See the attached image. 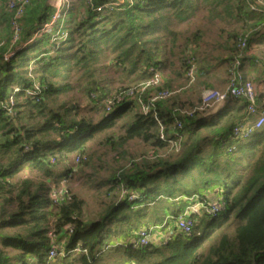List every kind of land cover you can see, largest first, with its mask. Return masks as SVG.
I'll return each mask as SVG.
<instances>
[{
  "label": "trees",
  "instance_id": "1",
  "mask_svg": "<svg viewBox=\"0 0 264 264\" xmlns=\"http://www.w3.org/2000/svg\"><path fill=\"white\" fill-rule=\"evenodd\" d=\"M78 1L67 12L78 10L79 14L64 30L68 31L65 41L55 35L66 7L53 33L43 34L8 60L6 55L0 56V101L8 99L14 86L26 89L37 82L42 90L37 103L18 95L15 118L0 108V156H6V163L0 162V199L4 202L0 207V264H54L60 256L49 257L51 232L64 236L62 246L58 245L65 253L62 258L73 257L70 253L76 248L86 251L64 264H96L107 239H121V246L137 264H264V127L239 140L244 143L229 151L235 125L247 117L245 99L231 98L217 115L209 111L177 114V109H185L180 94L157 103L148 115L132 102L124 101L111 113L104 105L106 96L113 93L107 94L104 74L108 67L147 80L151 69H162L167 46H178L181 26L204 10L212 21L245 23L244 30L250 33L240 55V68L252 64L260 72L256 94L259 107L264 108V15L250 11L248 0ZM56 11L48 3L34 32H26L24 26L23 40L42 30ZM190 36L185 45L192 41L199 47L201 32ZM239 37L234 36L235 47L224 64H232ZM75 88L85 91L97 107H103L98 122L80 116L76 104L61 100ZM198 106L186 109L192 111ZM134 108L138 112L125 133L118 139L107 137L106 144L122 147L141 139L151 143L154 158L132 159L129 166L104 180L110 198L94 221L84 220V201L74 195L70 201L63 199L55 205L50 195L52 186L72 173L68 166L58 174L56 165H65L73 155L82 158L78 167L86 164L89 142L114 129ZM175 121L182 122L181 129L173 128ZM160 124L168 141H178L177 148L161 140ZM25 168L42 173L45 180L36 182L26 177L15 192L11 180ZM214 186L220 187L218 199H222L224 209L216 217L199 218L192 235L176 233L164 248L153 243L135 245L139 230L147 227L143 219L152 215L148 209L182 196L208 198L201 191ZM133 193L138 196L130 200ZM184 210L173 211L170 216L176 218ZM209 218L218 220V227L206 232L212 222H206Z\"/></svg>",
  "mask_w": 264,
  "mask_h": 264
},
{
  "label": "rangeland",
  "instance_id": "2",
  "mask_svg": "<svg viewBox=\"0 0 264 264\" xmlns=\"http://www.w3.org/2000/svg\"><path fill=\"white\" fill-rule=\"evenodd\" d=\"M5 1V0H3ZM78 0H70L66 3L65 15L63 16L60 23V31L69 29L71 26V20L74 19L79 14L78 10L71 14L67 13L69 7L72 5H77ZM54 6L55 8L60 4L59 0H34L31 7L29 8L28 16L23 22L25 25V31L29 33L34 32L35 26L40 25L39 18L42 16L43 11L47 4ZM62 8V10L64 9ZM57 9V8H56ZM57 11L54 13L56 15ZM10 16L3 13L0 16V56L9 55L14 51V47L11 46L10 38ZM245 23L239 22L238 20H229L227 22H220L218 20L212 21L210 19L209 13L207 14L204 10L200 11L196 18L190 23L181 26L180 30L182 35L177 47L172 49L169 44L166 51L162 54L163 67L160 70L163 75L164 84L171 86L169 89H181L182 92L180 96L182 97L183 106L185 108H193L199 105L202 97V92L205 89H215L217 91H225L228 87L230 81V70L231 66L229 62L226 64L223 61L229 58L231 53L230 49L235 47V35H248L249 30H244ZM58 25V24H57ZM56 25V26H57ZM32 30V31H31ZM200 31L202 35V42L197 47L196 44L191 43L192 46L196 47V63L199 67L200 77L194 85H189L184 72V59L185 53H187L189 47L186 44V40L190 39L191 33ZM68 32V31H66ZM25 33V38H26ZM173 53V54H172ZM30 54V51L28 52ZM235 55H233L234 57ZM33 57H30L32 59ZM109 61H105L108 64ZM33 67V64H30ZM208 69L207 72L205 69ZM244 74L252 73L254 77V85L258 86V76L260 77V72L258 69L252 66V64H244L242 69ZM104 77L108 81L107 94L111 92L119 91L124 88H130L143 82L140 77L129 75L128 72L118 71L113 67H108ZM67 99L71 104H76L80 107V116H86L93 122H98L101 116L104 114L103 107H97L91 102L90 97L86 95L85 91L75 88L68 95L62 97L61 100ZM138 112L136 108L128 112V114L122 118L116 127L104 134L97 135L88 144V156L89 160L86 164L80 165L77 168V172L69 178L68 189L77 198L84 201V220L86 222L94 221L102 207L108 202L110 197L107 196V191L109 186L104 185V180L108 179L115 171L120 168H125L130 165L131 161L140 159L142 157L154 158L153 152L154 148L150 142H144L141 139L130 141L124 146L120 147L116 144V147L106 144L107 137H112L118 139L122 134L125 133L127 124L132 120L134 113ZM208 112V111H207ZM254 120V119H253ZM243 141H231L229 146L232 144L240 145ZM117 149V150H114ZM212 150V148H210ZM162 154L165 153L164 150H158L157 152ZM76 155L70 156L69 163L73 161ZM133 159V160H132ZM0 162L6 163V156H0ZM67 167V168H65ZM56 172L62 173L68 170V166L64 164L56 165ZM34 179L36 182H42L45 180L44 175L33 169H22L19 173L13 176L11 183L15 188L21 183L24 178ZM47 180V179H46ZM56 187L55 185H53ZM220 187L214 186L212 188H206L201 191L202 195H206L208 192L211 196L208 198L212 200H217L220 198ZM116 193V192H115ZM114 194H111L113 196ZM197 195V194H194ZM191 196H184V198L179 197L177 200L162 202L156 207L148 209V213L152 215L147 216L143 219L142 224L146 226L153 227L158 225V230L153 233L154 237L151 243H153L158 248H164L167 245L169 239L176 233H179L174 224L167 223L166 228L163 227V223L170 218V214L173 211L179 210L181 208L187 209L190 204L187 200ZM3 201L0 199V207L3 206ZM164 205V206H163ZM167 209H163V208ZM157 212V214L155 213ZM212 220L209 218L206 220L210 223ZM218 220H213L209 226L205 229L206 232L213 231L218 227ZM115 241V240H114ZM112 241L107 239L104 245L100 247L102 253L97 257L96 264H137L136 261L131 260V256L128 254L127 249L123 248L121 239L118 241ZM105 245H108L106 248ZM62 258L54 261V264H64L65 262L73 261L76 257ZM155 257L152 258V261ZM131 261V262H130Z\"/></svg>",
  "mask_w": 264,
  "mask_h": 264
},
{
  "label": "built area",
  "instance_id": "3",
  "mask_svg": "<svg viewBox=\"0 0 264 264\" xmlns=\"http://www.w3.org/2000/svg\"><path fill=\"white\" fill-rule=\"evenodd\" d=\"M34 0H0V16L5 13L10 16V37L11 46L14 47V51L6 55V59L12 58L16 53L22 51L27 45L34 43L38 38H41L45 33H53L54 26L56 25L62 8L70 0H59L60 4L56 7L57 13L53 17V20L46 23L42 30L37 32L30 40H23L24 36V24L23 20L27 13L28 8L31 6ZM90 3L91 0H88ZM248 7L250 11L260 13L264 15V0H248ZM101 9H99L100 11ZM248 34V33H247ZM249 35H241L237 44V51L233 58V62L230 65V81L225 91H217L215 89H204L202 92L201 103L199 106L191 109H177L175 112L181 115H191L196 111H210L215 107L225 105L231 98H242L247 102L246 112L247 117L239 121L233 130V136L231 140L239 141L248 138L255 131L264 127V108L259 107L257 102L256 87L254 85V77L252 74H244L241 67L240 55L247 47ZM57 39L65 41L68 38V32L58 31L55 35ZM196 47H189L185 59H184V72L189 85H194L200 77L199 67L196 63ZM33 67H30L32 71ZM151 76L139 83L134 87H130L124 90L115 91L112 94L106 96L104 105L108 113H111L116 107L120 106L124 101L132 102L133 105L144 115L150 114L155 110L157 103L167 101L176 95L181 94V89H169L164 87V79L160 70L151 69ZM31 75V74H30ZM42 93L41 87L37 82L32 87L22 89L19 86H14L8 99L0 101V108L9 117H17L18 115V101L17 97L23 94L25 98L31 99L35 103L39 102V97ZM254 119V120H253ZM161 125V124H160ZM182 122L175 121L173 128H182ZM161 127L160 138L162 141H168L167 134L165 133L164 126ZM169 146L171 148H177L179 146L178 141L169 140ZM236 149V144H233L229 151ZM82 158L80 156L74 157L70 165L69 161H65V165L72 168V173L68 177H71L77 172L78 165L81 163ZM54 163V161H53ZM64 178L56 187L52 186L50 195L55 205H59L61 200L70 201L73 194L68 189L69 178ZM125 193V192H124ZM137 193H133L130 200L136 199ZM181 198H184L182 196ZM187 200L190 206L184 210L179 216L172 217L163 223V227L166 228L167 223L174 224L176 230L185 235L190 236L198 223V219L204 215L216 217L224 209V203L222 199L212 200L209 198H201L198 194L192 195ZM159 226L143 227L138 232V240L135 245L137 247L148 246L153 240V233L158 230ZM70 229V228H69ZM72 230V229H70ZM51 239V248L49 251L50 259H55L58 256H65L64 252L59 251L60 242L63 239V235H56L51 232L49 234ZM131 243V242H129ZM59 245V246H58ZM123 245V242H122ZM82 251L80 248H76L70 254H79Z\"/></svg>",
  "mask_w": 264,
  "mask_h": 264
},
{
  "label": "crops",
  "instance_id": "4",
  "mask_svg": "<svg viewBox=\"0 0 264 264\" xmlns=\"http://www.w3.org/2000/svg\"><path fill=\"white\" fill-rule=\"evenodd\" d=\"M248 74H252V73H248ZM252 75H253V74H252ZM205 89H206V87H205ZM210 89H212V87H211ZM228 105H229V102L226 103L225 105H222V106H219V107H215V108H213V109H211V110L209 111V114H210V115H217V113H219L221 110L225 109ZM206 195H208L209 197L211 196V194H210L209 192H208ZM60 244H61V246H62V244H63V240H61ZM130 262H131V261H130ZM130 264H131V263H130Z\"/></svg>",
  "mask_w": 264,
  "mask_h": 264
}]
</instances>
